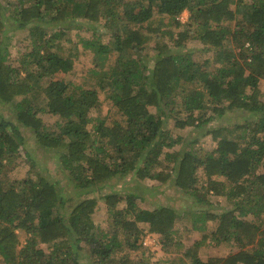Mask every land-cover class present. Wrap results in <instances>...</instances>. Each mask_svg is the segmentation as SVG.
Wrapping results in <instances>:
<instances>
[{
	"label": "trees",
	"instance_id": "obj_1",
	"mask_svg": "<svg viewBox=\"0 0 264 264\" xmlns=\"http://www.w3.org/2000/svg\"><path fill=\"white\" fill-rule=\"evenodd\" d=\"M6 6L0 1V104L12 109L16 122L0 109V264H133L127 249L139 248L145 227L175 244V225L183 219L217 220L213 240L238 248L200 260L208 240L200 226L202 240L185 252L192 264H264V220H258L264 214V0H20L12 12L31 40L20 66L7 62ZM68 27L98 36H80L97 56L90 84L68 76L75 74L62 42ZM194 36L212 58L177 51ZM212 63L214 70L207 66ZM97 87L108 91L117 116L90 118ZM226 109L248 111L253 119L207 129L217 147L205 154L167 150L178 142L173 128H204ZM45 115L57 118L54 129ZM20 125L35 131L41 148H60L62 167L79 189L98 192L128 173L161 182L175 173L176 185L189 194L205 200L199 188L207 187L232 206L201 210L192 219L170 206L138 207L134 193L112 190L102 197L114 226L104 230L93 220L98 197L81 190L84 198H66L35 157L29 161L36 178L9 175L27 144ZM123 199L127 205L120 209Z\"/></svg>",
	"mask_w": 264,
	"mask_h": 264
},
{
	"label": "rangeland",
	"instance_id": "obj_2",
	"mask_svg": "<svg viewBox=\"0 0 264 264\" xmlns=\"http://www.w3.org/2000/svg\"><path fill=\"white\" fill-rule=\"evenodd\" d=\"M2 4L7 3L8 6V20L7 28L11 30L7 34V44L9 49V56H7V62L12 63L14 66H20L21 56L30 50L31 40L29 38V28L20 29L17 25L18 21L13 15L12 10L15 8L16 4L20 0H0ZM186 14V13H185ZM188 14V13H187ZM185 15V19L188 15ZM158 14H155V18ZM66 24L61 22L55 25L56 30H60L61 26ZM99 24V23H97ZM88 26V25H87ZM64 27L63 30H65ZM95 30L77 27H68L67 31L64 33L62 38L64 55L71 56L70 61L73 64L75 74H69V78L76 84L84 85L85 83H91V70L94 67L96 60V53L91 52L89 49H85L82 46V41L80 36H85L86 38L98 39L97 34L94 35ZM64 39V40H63ZM69 39H72L70 41ZM75 44L74 42L79 41ZM101 40V39H100ZM102 40H107L105 37ZM206 45L203 44L201 40H197L196 36L189 38L185 41L183 45L178 46V52L192 51L194 58L202 60L207 57H213L214 52L208 51ZM74 54V55H73ZM215 63L209 64L210 69L214 70L217 66ZM219 64V63H218ZM221 64V63H220ZM21 75L19 78L25 75V71L21 69ZM60 75L64 76V73ZM260 87L264 91V79L260 81ZM99 99L95 107L89 112L90 118H105L110 115L117 116L116 108L112 104L110 94L108 91H103L97 87ZM262 99H264V92L262 93ZM181 100V99H180ZM0 109L4 111V114H11V117L15 118L12 114V109H4L2 104H0ZM8 111L5 112V111ZM212 111H209L211 114ZM117 114V115H116ZM45 122L51 128L56 127L55 122L57 118L50 115H45ZM252 120L253 113L240 109H226L222 115H216L211 121L205 125L203 128L196 127L194 125L187 126L185 128H173L172 134L178 140L176 145L172 148H168L170 152L175 150H189L190 148H197L200 153L205 154L212 151L217 147V141L213 140L210 134L204 135L207 129L218 127V126H229L232 127L234 124L245 122V119ZM16 122V118L14 119ZM92 124H90L91 126ZM20 130L22 135L26 138V145L21 149V155L18 156L16 162L12 164L13 168L9 169V175L17 180H22L26 177L36 178V170L33 169L30 157H35V166L45 175L49 176L53 181L57 182L61 186L66 198L69 199H82L85 196L81 190L84 192H91L92 195L98 197V204L95 207L93 214L94 224L100 226L104 230L110 231L113 226V217L111 216V210L108 207L103 195L112 192V190H117L125 196L127 193H134L137 195L134 198L138 207L141 208H154L159 205L170 206L176 210L179 216H182L184 212L188 211L191 213L189 218H195V214L201 210L207 212H217L221 213L224 209L230 208L232 203L224 195H216L213 191L208 190L207 187H202V191L199 188V194L205 200L200 199L194 195L181 189L175 183V173L165 182L158 181L155 179H140L134 176L132 173L125 174V176H115L112 178L100 191L92 193L95 190L94 186L87 187L86 189H79L75 186L74 182L70 179L68 171L62 167L61 156L62 152L58 149L60 148H41L39 145L35 144V131L20 125ZM21 137V135H20ZM196 139L197 142L194 146L191 145V141ZM30 152V155L28 154ZM202 173L203 170L199 169ZM91 196V195H90ZM125 198V197H124ZM127 202L123 199L118 205L120 209L126 208ZM201 214V213H200ZM253 217L251 216L250 219ZM264 220V214L258 218V220ZM260 220V221H261ZM141 227L145 226L143 223L140 224ZM218 225L217 220L208 219L205 222L198 221L196 224L186 220H178L175 225V233L173 238L177 240L175 244H171V240L167 243L164 242L163 238L156 233L147 232L148 229L145 227L143 236L140 240L143 243L139 245V248L128 250L129 256L134 260L133 264H192V260L186 257V250L191 247L194 243L202 240V234L204 228L205 233L208 238L206 244L201 245L199 248L200 260H207L210 256H226L229 253H233L238 250L237 246L231 242H221L216 243L213 240L212 231L215 230ZM197 226V227H196ZM200 226H202L201 229ZM27 234L20 230L19 237L22 242L25 241ZM178 243V244H177ZM46 248V245H44ZM128 248V247H127ZM121 253H119L120 255Z\"/></svg>",
	"mask_w": 264,
	"mask_h": 264
},
{
	"label": "built area",
	"instance_id": "obj_3",
	"mask_svg": "<svg viewBox=\"0 0 264 264\" xmlns=\"http://www.w3.org/2000/svg\"><path fill=\"white\" fill-rule=\"evenodd\" d=\"M185 13H186V12H184L183 17H182L183 20H185V15L187 14V13H186V14H185Z\"/></svg>",
	"mask_w": 264,
	"mask_h": 264
},
{
	"label": "clouds",
	"instance_id": "obj_4",
	"mask_svg": "<svg viewBox=\"0 0 264 264\" xmlns=\"http://www.w3.org/2000/svg\"><path fill=\"white\" fill-rule=\"evenodd\" d=\"M188 15V14H187Z\"/></svg>",
	"mask_w": 264,
	"mask_h": 264
}]
</instances>
